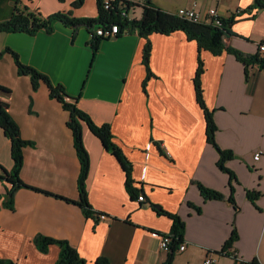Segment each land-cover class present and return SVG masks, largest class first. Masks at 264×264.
Segmentation results:
<instances>
[{"label":"crops","instance_id":"1","mask_svg":"<svg viewBox=\"0 0 264 264\" xmlns=\"http://www.w3.org/2000/svg\"><path fill=\"white\" fill-rule=\"evenodd\" d=\"M74 1L0 0V22L17 8L43 17L58 11L98 15V0H84L80 6ZM151 1L171 13L194 8L202 21L213 8L223 17L233 16V34L225 37L224 45L245 55L256 54L264 38V8L253 6L255 0ZM131 8L128 17L141 18L142 11L131 16ZM92 38L86 25L57 21L51 32L0 31V51L12 48L24 64L78 97V106L96 124H111L116 143L132 163L138 196L130 194L121 162L84 124L90 154L88 198L95 211L108 217L86 216L78 204L81 164L67 124L69 112L50 97L44 82L34 90L30 75L19 74L14 57L6 53L0 58V84L10 92H0V100L9 103L22 138L34 142L24 148L21 178L41 190L19 188L13 209L0 204V258L16 264H55L61 247L52 244L42 252L34 242L42 234L67 240L86 264H99L100 257L108 264H161L167 257L161 240L173 221L158 213L159 206L180 215L186 225V249L178 251L173 264H206L208 257L212 264H237L236 257L264 264V68L227 50L200 51L181 30L153 33L154 75L144 89L145 37L122 31L104 38L96 53ZM199 56L205 67L204 99L218 126L216 141L234 153L225 163L230 172L219 167L220 154L207 140L194 84ZM12 167L11 141L0 127V176ZM198 183L223 198L206 199ZM9 187L0 177L2 199ZM248 191L258 192L257 197L251 200ZM141 194L144 201L138 199ZM234 227L238 238L227 249L230 254H221Z\"/></svg>","mask_w":264,"mask_h":264},{"label":"trees","instance_id":"2","mask_svg":"<svg viewBox=\"0 0 264 264\" xmlns=\"http://www.w3.org/2000/svg\"><path fill=\"white\" fill-rule=\"evenodd\" d=\"M84 0H76L73 2L74 6H80ZM105 0H98V15L95 17H76L71 11H58L47 17H43L38 12L22 10L17 8L12 13L10 18L0 22V31L5 32H28L36 33L40 29H45L49 32L53 31L55 22L59 21L72 27L86 25L93 35L91 45L94 53L99 49L101 41L105 37H100L95 34V30L108 23H117L120 25V33L124 29L130 32H137L139 35L145 37L147 42L143 50V61L147 68V77L143 83L146 88L147 80L154 75L150 67V56L152 51V43L150 35L153 33L170 34L177 30L185 32L190 40H195L198 43L200 51L203 49L210 50L214 54H221L224 50L234 53L240 60L249 63H258L264 68V57L259 53V50L254 55H245L241 51L224 45L225 37L233 34L232 24L234 17H222L221 24L217 25L214 22H195L190 19L179 16L176 13H171L163 10L155 5L151 0L145 3H137L131 0H113L111 7L106 9L104 6ZM141 6V18H129L124 15V11H128L131 7ZM253 6L264 8V0H255ZM11 54L16 62L18 73L21 75H30L32 79L33 89L36 90L41 82H44L49 88L50 97L57 99L62 103L64 109L69 112L68 126L72 130L74 145L77 155L80 160L81 170L78 179V188L80 192V200L78 204L82 207L86 216L98 217L99 212L95 211L88 198L87 179L90 172V154L84 142V124L88 125L90 130L102 141L103 145L111 151L121 162L126 172V185L133 198L138 196V191L133 187L132 177V163L125 155L122 148L116 143L112 126L109 123L96 124L91 116L81 109L78 104V97L70 95L64 85L60 83H53L50 78L37 70L36 68L24 64L18 54L10 47H6L0 51V58L6 54ZM205 71L204 61L199 56L198 68L194 77V84L196 90L197 101L204 110L206 124H207V140L213 144L220 154L218 161L219 167L227 172H230L226 167V161L234 156L231 150L222 149L216 141V132L218 126L213 117V111L206 105L204 99V90L202 86V74ZM0 92L8 93L10 88L0 84ZM0 127L4 130L5 135L11 141V156L13 160V167L11 170H5L4 176H0L11 184L2 199L0 196V204L8 208L14 207V194L17 189L22 187H29L36 190H41L26 184L21 178V170L24 163V148L33 146L34 142L25 140L21 136L20 125L14 119L9 110V103L0 100ZM199 189L206 199H221L223 194L219 191L213 190L202 183H198ZM258 192L248 191V197L254 200ZM59 196V195H57ZM61 197V196H59ZM70 201V199H67ZM230 201L236 205L235 198L232 195ZM200 210V207H197ZM158 213L169 216L172 221V228L168 234L171 239L167 257L161 264H173L176 254L179 251V246L185 243V222L180 215L165 210L162 207L157 208ZM238 238V232L234 227L230 238L219 251L221 254H230L227 249L231 248L235 240ZM36 246L42 251L47 252L52 244H59L61 251L55 264H86L87 260L82 257L73 245L67 240L56 239L46 235L38 234L34 238ZM99 264H108L109 261L105 257L98 258ZM0 264H16L15 261L6 258H0ZM251 264H258L255 260Z\"/></svg>","mask_w":264,"mask_h":264},{"label":"built area","instance_id":"3","mask_svg":"<svg viewBox=\"0 0 264 264\" xmlns=\"http://www.w3.org/2000/svg\"><path fill=\"white\" fill-rule=\"evenodd\" d=\"M111 1H113V0H105L104 1V6L106 9L111 7ZM131 1H133V0H131ZM146 1L147 0H137L134 2L143 4ZM123 14L128 16L127 11H124ZM176 14H178L181 17L195 21V22H207V23L214 22L217 25L221 24V20L223 17L218 13L217 9H215V8H213L209 11V18L206 21L201 20L200 15L197 13V11L194 8H180ZM124 32H129V31H128V29H124ZM95 34L97 36L105 37V38H108L111 36H116V35L120 34V25L117 23H108L106 25L98 27L95 30ZM258 50H259L260 55L262 57H264V38L258 43ZM260 156H261V152H257L254 155V158L256 160H258L260 158ZM138 199H139V201H144L145 196L141 194V195H139ZM98 217L100 219H105L108 217V215L106 213L99 212ZM170 241H171V239L168 235H163L162 240H161V248L165 251H168ZM185 249H186V242L179 246V251H183ZM213 262H214V260L211 257H208L205 260L206 264H212ZM236 262H237V264H249L248 261H246L240 257H236Z\"/></svg>","mask_w":264,"mask_h":264},{"label":"rangeland","instance_id":"4","mask_svg":"<svg viewBox=\"0 0 264 264\" xmlns=\"http://www.w3.org/2000/svg\"><path fill=\"white\" fill-rule=\"evenodd\" d=\"M135 10H138V11L141 10V11H143V9H142L141 6H134V7H132L131 10H130V12H132L131 16H134V15H135V13H134ZM141 16H142V13H141ZM6 197H7V195H6ZM6 197H5V198H6Z\"/></svg>","mask_w":264,"mask_h":264}]
</instances>
